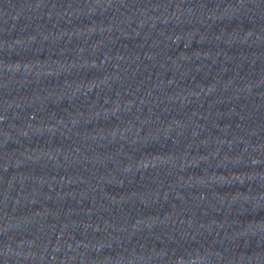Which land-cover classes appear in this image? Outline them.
I'll return each mask as SVG.
<instances>
[{"label": "water", "instance_id": "95a60500", "mask_svg": "<svg viewBox=\"0 0 264 264\" xmlns=\"http://www.w3.org/2000/svg\"><path fill=\"white\" fill-rule=\"evenodd\" d=\"M0 264H264V0H0Z\"/></svg>", "mask_w": 264, "mask_h": 264}]
</instances>
